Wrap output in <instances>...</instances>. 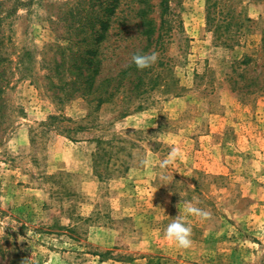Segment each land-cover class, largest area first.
Here are the masks:
<instances>
[{
    "label": "rangeland",
    "instance_id": "1",
    "mask_svg": "<svg viewBox=\"0 0 264 264\" xmlns=\"http://www.w3.org/2000/svg\"><path fill=\"white\" fill-rule=\"evenodd\" d=\"M91 1L0 0V264H264V0H211L209 23L170 0L157 61L121 75L147 42L111 26L100 103L63 83Z\"/></svg>",
    "mask_w": 264,
    "mask_h": 264
},
{
    "label": "trees",
    "instance_id": "2",
    "mask_svg": "<svg viewBox=\"0 0 264 264\" xmlns=\"http://www.w3.org/2000/svg\"><path fill=\"white\" fill-rule=\"evenodd\" d=\"M211 8V0H207L208 23L213 21ZM156 12L158 15H155ZM91 13L94 14L90 15ZM170 13V0H159L158 4H155L153 0H92L89 8L84 10V14L92 17L93 22L92 20L90 22L88 19L86 20L85 25L75 33L77 36L81 34V38L75 43L78 47H81L79 44L88 45V54L93 43H95L97 47L91 51L93 53L92 56L86 54L87 57L81 58L82 63L78 62L80 60L79 54L72 56V60L69 62L65 72V80L63 81L67 86L64 87L65 96L68 97L69 93H72L69 92L68 88L73 87L74 91L80 96H86L90 101L98 99L99 103L102 102L104 96H102L100 92H97L101 85L96 86V80H94V78L96 76V70L99 67L98 62H101L97 53L100 52V47L107 38L111 26L112 32L117 30L118 33L125 34L127 32V24L125 22L129 24L134 23L137 26L136 32L146 40L147 43L145 46L140 45L138 49L134 50L133 54L137 52L144 53L151 48H153L152 51H155L165 40L171 29L169 23L172 21L168 17ZM78 14H81V12L79 11L76 13V15ZM158 19H160L159 23ZM121 23H124V26L121 27ZM217 26L221 27V25ZM80 53L84 54L82 52ZM133 66L136 67V65L131 62L129 66L123 68L118 75L127 73ZM136 69L139 68L136 67L134 70ZM139 79L143 81V77L140 74ZM83 84L84 86H82ZM123 85H125L124 78H121L117 87ZM88 86L89 88H87ZM113 94L114 92H112V94L109 93V95ZM54 118H56V116H51L50 120Z\"/></svg>",
    "mask_w": 264,
    "mask_h": 264
},
{
    "label": "clouds",
    "instance_id": "3",
    "mask_svg": "<svg viewBox=\"0 0 264 264\" xmlns=\"http://www.w3.org/2000/svg\"><path fill=\"white\" fill-rule=\"evenodd\" d=\"M158 59V53L155 51L149 53L137 52L132 56V62L139 69H144L153 65ZM180 155V150L178 148H172L167 158L161 161V168H166L167 166L173 164L176 158ZM186 214L193 215H203L207 216L208 213L202 209L195 207L193 204L188 203L184 209ZM166 236L172 240L178 247L188 248L192 244V228L184 220V216H179L178 218L172 220L168 223L165 228Z\"/></svg>",
    "mask_w": 264,
    "mask_h": 264
}]
</instances>
